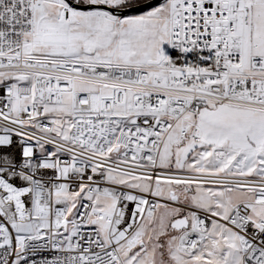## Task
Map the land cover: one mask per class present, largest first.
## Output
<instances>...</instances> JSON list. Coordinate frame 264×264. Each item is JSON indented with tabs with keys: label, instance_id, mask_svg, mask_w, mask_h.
Segmentation results:
<instances>
[{
	"label": "snow or ice",
	"instance_id": "6c2138e0",
	"mask_svg": "<svg viewBox=\"0 0 264 264\" xmlns=\"http://www.w3.org/2000/svg\"><path fill=\"white\" fill-rule=\"evenodd\" d=\"M0 264H264V0H0Z\"/></svg>",
	"mask_w": 264,
	"mask_h": 264
}]
</instances>
